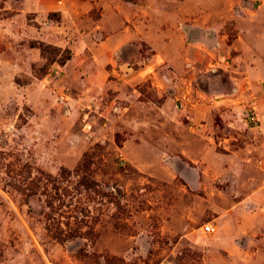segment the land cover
Returning a JSON list of instances; mask_svg holds the SVG:
<instances>
[{"label": "rangeland", "instance_id": "1", "mask_svg": "<svg viewBox=\"0 0 264 264\" xmlns=\"http://www.w3.org/2000/svg\"><path fill=\"white\" fill-rule=\"evenodd\" d=\"M72 1L0 0V264H228L214 217L264 168L242 120L259 87L230 75L264 83V0H231L246 33H261L239 62L235 51L197 70L192 88L216 102L197 128L166 69L159 92L149 80L92 90L95 37L80 33L98 10L78 17ZM150 52L116 54L138 68Z\"/></svg>", "mask_w": 264, "mask_h": 264}, {"label": "crops", "instance_id": "2", "mask_svg": "<svg viewBox=\"0 0 264 264\" xmlns=\"http://www.w3.org/2000/svg\"><path fill=\"white\" fill-rule=\"evenodd\" d=\"M72 4L74 15L78 17L90 10H98L96 17H88L89 24L80 33L95 37L91 42L93 60L88 65L94 92H103L108 86L116 87L119 80L130 85L149 80L159 92V85L164 84L161 76L166 69L165 76L173 81L176 97L182 98L186 82L197 80V70L206 65H217V58L221 59V67H225L229 65L227 53L235 51L238 52L231 59L239 62L240 50L250 43L251 36L261 33L255 28V23L246 33L240 11H229L234 9L231 0H214V3L213 0H73ZM219 4L223 9L215 12L214 5ZM257 7H262V3ZM258 20L259 25L262 24L264 14ZM144 44L151 52L138 68L126 60H118L116 53L130 47L138 51ZM252 60L257 62L253 56ZM248 67L254 68L251 63ZM230 78L245 88L259 87V96L254 97V112L244 108L242 120L249 132L261 138L263 155L260 162L264 164V83L258 86L251 79L236 74H231ZM187 97V102L181 100L188 106L185 116L187 113L192 119V124L188 122V125L191 128L202 127L200 121L206 116L204 109L207 103L211 107L216 102L206 100L207 92L195 87ZM236 99L233 98L240 104ZM223 112L224 120L228 119V110ZM241 124L240 128L244 127ZM262 174L261 182H251L249 192L233 209H225L214 217V227L218 230L216 244L224 247L228 264L241 260L246 261L245 264H264V168Z\"/></svg>", "mask_w": 264, "mask_h": 264}, {"label": "built area", "instance_id": "3", "mask_svg": "<svg viewBox=\"0 0 264 264\" xmlns=\"http://www.w3.org/2000/svg\"><path fill=\"white\" fill-rule=\"evenodd\" d=\"M187 66H190V65L188 64ZM185 89H186V91H185V93H184V95L182 96L181 99L183 101L187 102L188 101V97L187 96L190 94V91L192 90V82H186ZM234 90L236 92L237 88H234ZM254 104H255V101L250 102V105H249L250 108L249 109L251 110V112H254V110H255V107H254L255 105ZM184 105H186V104H184ZM187 107L188 106H186V108ZM252 116L253 115H250V117H252ZM185 118L187 119L189 124H192V119H191L189 114L186 113ZM86 127L90 128V124L89 123L86 124ZM203 230H204V233L211 234L214 231V227H213V225L211 223H206V224L203 225Z\"/></svg>", "mask_w": 264, "mask_h": 264}, {"label": "trees", "instance_id": "4", "mask_svg": "<svg viewBox=\"0 0 264 264\" xmlns=\"http://www.w3.org/2000/svg\"><path fill=\"white\" fill-rule=\"evenodd\" d=\"M78 168H79V166H78ZM80 182H81L80 186H82V188H84L86 190L91 188L90 187V180L88 178L82 179V181H80Z\"/></svg>", "mask_w": 264, "mask_h": 264}]
</instances>
